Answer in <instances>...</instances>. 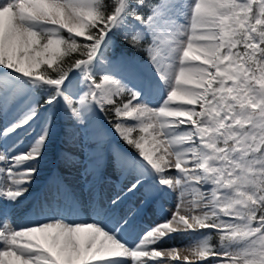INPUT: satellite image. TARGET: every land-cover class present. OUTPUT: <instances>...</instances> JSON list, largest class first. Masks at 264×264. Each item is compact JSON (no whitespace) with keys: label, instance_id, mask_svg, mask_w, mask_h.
<instances>
[{"label":"snow or ice","instance_id":"1","mask_svg":"<svg viewBox=\"0 0 264 264\" xmlns=\"http://www.w3.org/2000/svg\"><path fill=\"white\" fill-rule=\"evenodd\" d=\"M121 45L145 51L147 68L118 55ZM62 115L86 138L85 172L118 163L130 179L111 211L72 219L73 205L17 224ZM109 133L135 155L113 148ZM141 190L146 199L179 191V202L133 235L137 213L115 210ZM173 234L194 241L191 257L160 247ZM206 258L264 264V0H0V264Z\"/></svg>","mask_w":264,"mask_h":264},{"label":"bare ground","instance_id":"2","mask_svg":"<svg viewBox=\"0 0 264 264\" xmlns=\"http://www.w3.org/2000/svg\"><path fill=\"white\" fill-rule=\"evenodd\" d=\"M162 95L154 98L152 97L154 106L159 103ZM35 127L36 130L39 131V126L35 125ZM71 144L75 145L73 142ZM53 146L54 143H52L47 149V154L39 165V173L34 179L30 193L26 196L20 206L21 211H19L16 216L17 224H23L25 219L29 217L43 218L44 215L56 216L57 213L68 215L67 210L73 205L78 212V216L74 215L72 216V219H87L93 214L95 209L100 207L109 208V202L114 193L127 184L130 179V177L126 175L124 179L115 184L113 179L110 178L109 172L113 170L119 171L118 163L115 167L110 165L103 175H89V173L85 172L80 166L81 162L76 155L72 157V160L77 162L75 164H70L65 161L64 156L67 153L63 150L53 157L55 154L51 151ZM27 147L28 143L26 142L23 145V149H26ZM54 163L57 167L48 171V165ZM47 171L50 172V175L46 174ZM175 174V170L170 173V175L173 176ZM165 193L174 204L178 202L179 191H165ZM142 195H145L144 190L127 197L122 205L115 210L116 214L123 215L132 212L134 207L132 203L133 199L137 197L141 201L140 197ZM186 197L189 199H185ZM194 198V194L189 192L185 195L184 200L190 202ZM155 203L156 200L148 202L147 209L136 214L132 228L133 235L150 226L144 219L149 217V210L155 207ZM189 207H191V204L184 201L181 204V211L187 215L188 212L185 211V209ZM109 210L111 211L110 208ZM193 243L194 241L192 239L182 234H173L172 238L162 243L160 247L163 249H171L175 247L180 252V258L186 255L191 257L188 249ZM202 263L203 261L197 262V264ZM171 264H175V262H171Z\"/></svg>","mask_w":264,"mask_h":264},{"label":"rangeland","instance_id":"3","mask_svg":"<svg viewBox=\"0 0 264 264\" xmlns=\"http://www.w3.org/2000/svg\"><path fill=\"white\" fill-rule=\"evenodd\" d=\"M138 60L139 61H134V62L137 65H139V66H141L143 68H147V56H144V57H142L141 59H138ZM159 95H162V93L161 92L155 93L153 95V98L156 97V96H159ZM97 119H98V122H102L104 120L103 117L101 116V114H99V113L97 114ZM39 123L40 122H37L36 126H39ZM58 130H59V134L54 139V141H53L54 146L52 147V150H51L53 153H55L53 155V157H55L62 150L65 151V153H68L69 150H72V151H74L76 153L75 154L76 157H78V159L80 160V157H79L80 148L83 147L85 152H88L90 150L87 147L86 138H85V142L82 144L80 142V139H79L81 137L80 130L76 129L75 126L71 124V122L69 121V119L66 116L62 115L60 117L59 124H58ZM72 142L75 145H72L71 144ZM108 143L113 148H115L117 145H119V148L122 149L129 156H134L135 155L133 150H131V149L125 147V146H122L120 144L119 140L115 137L114 133H109ZM106 151H107V147H106ZM54 167H57V165L55 163L52 164V165H48V171L50 169L54 168ZM48 171L46 172V174L50 175V172H48ZM109 176H110L111 179H113L115 184H117L118 182H120L122 179L125 178L126 174H122V172L120 170L119 171L113 170V171L109 172ZM38 177H44V176H38ZM39 185H40V183H39ZM144 196L145 195H142L140 197L141 201L137 197L133 199L132 203H133L134 207H133L132 212H135V213L139 214V213H141V212H143V211H145L147 209L148 202H152L153 200H156L155 207L153 209L149 210V217L144 219L147 222V224H149V225H152L153 223L159 221L164 216L170 215L171 212L175 211L176 204L179 202V200H177L178 202H176L174 204V202H172L170 200V198L167 197L166 193H164L163 196H160V197H158L156 199H146V197H144ZM185 199H189V198L186 197ZM184 201L189 203L187 200H184ZM197 214H199V210H197ZM181 215H186V214L183 211H181ZM199 231H202V232L206 233L207 229H203V230H199ZM213 245L214 246H217V245L219 246V240L217 239V241ZM209 259L210 258H206L203 261L202 264H207ZM211 264H216V260L215 259H211Z\"/></svg>","mask_w":264,"mask_h":264},{"label":"trees","instance_id":"4","mask_svg":"<svg viewBox=\"0 0 264 264\" xmlns=\"http://www.w3.org/2000/svg\"><path fill=\"white\" fill-rule=\"evenodd\" d=\"M121 50L125 54H127L129 57H132L134 59V61H139L138 59H141L142 57L147 56V53L145 51H143V50H136V49L130 48L128 45H121L120 49L117 50V54L118 55L120 54V51ZM101 116L103 117V114H101ZM103 119H104V117H103ZM120 144L122 146L127 147L126 145L122 144L121 142H120ZM127 148H129V147H127ZM129 149H131V148H129ZM206 233H208V234H210L212 236L211 243L212 244H215V242L218 239L217 233L215 231L209 230V229H207V232ZM217 247H219V246L217 245Z\"/></svg>","mask_w":264,"mask_h":264}]
</instances>
